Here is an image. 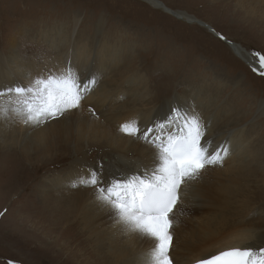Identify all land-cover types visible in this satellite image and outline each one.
Segmentation results:
<instances>
[{"label": "bare ground", "instance_id": "6f19581e", "mask_svg": "<svg viewBox=\"0 0 264 264\" xmlns=\"http://www.w3.org/2000/svg\"><path fill=\"white\" fill-rule=\"evenodd\" d=\"M145 1L155 7H165L168 13L178 18L199 23L213 35L218 34L213 25L202 18L173 10L160 0ZM234 7L238 11L247 12L254 22L264 26V0H236ZM80 19L79 14L75 13L74 23ZM97 23L100 27L94 29L93 34L78 33V36H74L76 28L71 32L64 24L54 25L50 29L41 28L36 35L41 37L38 42L46 46L43 51L39 48L42 52L37 53L41 54V62L34 60L37 58L35 54H22L19 40H12L6 50L7 55L0 56V88L27 83L32 78L47 75L49 71L58 72L69 63L80 74L82 83L92 77L96 78L97 83L81 102L79 109L41 125L25 124L24 117L11 110L0 113V148H17L22 156L30 159L36 153V159L42 161L55 151L58 154L57 151L62 146H71L75 153H82L83 146L85 148L87 143L88 149H101V154L109 158V163L103 161L105 181L117 170L130 175L133 174V169L139 167L141 171L136 174H142L143 170L151 172L156 167L153 150L141 140L123 133L121 125L138 121L143 130L154 121L163 120L174 102L182 108L192 107L203 119L206 128L202 144L209 145L210 153L227 147L229 155L223 165L207 167L200 178L182 188L181 200L174 209V214L182 208L188 213L215 217L211 223L202 224L201 234L192 241L193 245L200 243V247L193 246L192 252L174 251L171 254L173 264H193L209 253H218L229 247L264 245V239L261 240L264 235L254 239L257 229L248 223L253 196L259 192L258 188L264 190V168L257 165L261 163V156L264 159V150L252 149L253 139L250 137L254 131L251 128L237 130L236 133L228 130L234 120L222 108H227V105L210 110L211 105L220 99L223 87L218 88L214 84L198 85L196 83L204 81L193 80L191 83L184 79L183 85H195V90L201 91V94H207L206 88H211V93L201 98L199 92L187 93L188 88L183 86L182 94L159 96L153 92L151 86L145 88L143 73L138 72L142 70L141 66H135L137 43L131 39H121L118 35L110 36L102 29L105 25L104 19L99 18ZM229 42L230 48L240 53L245 62L248 61V66L251 65L257 72H264L256 56L244 49L242 44L230 40ZM121 67H126V70L115 71ZM146 83L147 86L150 85L149 77ZM227 100L224 103L228 104ZM4 106L10 108L7 104ZM172 130H175V125ZM259 138L262 139L260 135ZM245 143H248L246 148L243 147ZM77 160L73 165L74 169L69 172H54L48 177V182H39V199L44 203L42 206H45L44 222L52 231L60 228L64 234L69 230V225H84L79 235L86 229L89 237L85 236V241L90 245L88 256L85 254L81 259L82 264H143L148 251L142 247L140 233L122 230L113 210L97 200L94 188L82 189V186H74L79 184L80 177L87 175L88 170L98 169L94 165H87L86 161L93 160L92 163H95L97 158L92 154H83ZM240 197L243 200L241 203L235 200ZM180 218L189 219L183 215ZM65 223L67 227L63 225ZM194 251H198V254L191 257ZM94 255L101 258V263L96 262L99 258Z\"/></svg>", "mask_w": 264, "mask_h": 264}, {"label": "rangeland", "instance_id": "374dc122", "mask_svg": "<svg viewBox=\"0 0 264 264\" xmlns=\"http://www.w3.org/2000/svg\"><path fill=\"white\" fill-rule=\"evenodd\" d=\"M160 1L169 8L183 10L206 20L218 34L213 35L201 24L178 18L168 13L165 7H155L145 0H0V56L7 55L6 50L17 38L21 53L28 56L35 54L37 58L34 60L41 62V54L37 53L46 49L39 43L41 37L36 36L41 28L50 29L54 25L64 24L71 32L76 28L74 36L93 34L94 29L100 27L97 21L102 18L105 25L101 28L110 36L118 35L121 39H131L137 43L135 66H141L142 70L138 72L143 73L145 88L151 86L159 96L182 94L183 86L188 88L187 93L201 94V91L195 90V85H183L184 79L191 83L193 80L204 81L196 83L198 85L223 87L220 99L211 105L210 110L227 105V108H222L234 120L228 130L236 133L237 130L251 128L254 131L250 137L253 139L252 149L264 150V72H257L251 65L248 66V61L245 62L240 53L234 52L229 42L242 44L244 49L259 59L256 53L264 55V26L254 22L247 12L238 11L234 7L236 0ZM75 13L81 18L77 23L73 20ZM125 70L126 67H121L115 71ZM147 77L150 80L148 86ZM206 91L207 94H201V98L211 93V88H206ZM225 100L228 104L224 103ZM259 135L262 139H258ZM247 145L245 143L243 147ZM88 147L85 143L82 153H75L71 146H62L58 154L56 151L51 156L48 154L49 157L42 161L36 159V153L30 159L22 156L17 148H0V264L83 263L81 259L89 252L90 243L86 244L85 241L89 232L85 229L79 235L84 227L81 223L69 225V228L67 223L63 224L69 229L66 234L60 228L56 231L49 229L43 219L45 206L39 199V182H48L54 172L64 174L74 169L73 165L83 154L95 155V163L86 160L87 165H94L95 168L103 165V161L110 162L106 155L101 154L103 150ZM115 156L118 157L116 152ZM260 162L258 167L264 168L263 156ZM257 190L259 192L253 196V208L250 207L248 218L249 225L257 229L254 239L264 235V190ZM235 200L243 201L242 197ZM181 215L189 219L181 220ZM214 217L188 213L182 208L173 214L170 255L174 251L192 252L193 246L200 247V243L193 245L192 241L201 234L202 224L211 223ZM139 237L142 247L149 252L154 247V241L143 234H139ZM197 254L198 251H194L190 256ZM98 258L96 262L101 263V258Z\"/></svg>", "mask_w": 264, "mask_h": 264}, {"label": "snow or ice", "instance_id": "6c2138e0", "mask_svg": "<svg viewBox=\"0 0 264 264\" xmlns=\"http://www.w3.org/2000/svg\"><path fill=\"white\" fill-rule=\"evenodd\" d=\"M256 55L264 68V55ZM96 83L95 77L82 83L80 74L69 63L58 72L49 71L27 83L0 88V113L11 110L24 117L25 124L41 125L79 109ZM121 131L151 147L156 167L136 174L141 171L137 167L130 175L117 170L105 181L103 165H99L98 169L88 170L74 186L94 188L97 200L113 210L122 230L154 241L143 264H173V214L181 200V190L200 178L207 167L223 165L229 149L222 147L210 153L209 145L202 144L206 133L203 119L194 108H182L175 102L163 120L143 130L138 121L126 122ZM197 264H264V245L229 247L209 253Z\"/></svg>", "mask_w": 264, "mask_h": 264}, {"label": "crops", "instance_id": "0c3cea01", "mask_svg": "<svg viewBox=\"0 0 264 264\" xmlns=\"http://www.w3.org/2000/svg\"><path fill=\"white\" fill-rule=\"evenodd\" d=\"M172 9V8H171ZM173 10H175V9H173ZM177 11H183V10H177ZM184 12H186V11H184ZM188 13V12H187ZM207 24V23H206ZM210 26V25H209Z\"/></svg>", "mask_w": 264, "mask_h": 264}]
</instances>
